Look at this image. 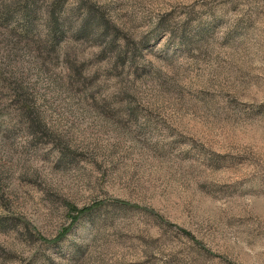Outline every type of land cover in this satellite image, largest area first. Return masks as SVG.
Masks as SVG:
<instances>
[{"label": "rangeland", "instance_id": "374dc122", "mask_svg": "<svg viewBox=\"0 0 264 264\" xmlns=\"http://www.w3.org/2000/svg\"><path fill=\"white\" fill-rule=\"evenodd\" d=\"M0 264H264V0H0Z\"/></svg>", "mask_w": 264, "mask_h": 264}, {"label": "trees", "instance_id": "16d2710c", "mask_svg": "<svg viewBox=\"0 0 264 264\" xmlns=\"http://www.w3.org/2000/svg\"><path fill=\"white\" fill-rule=\"evenodd\" d=\"M30 5L32 7L33 2H31ZM30 11L31 10L29 8V5L27 6L26 4L19 9V13L22 15V19H25V21H27V22H25V26L24 27L22 26V30L25 33L29 32L31 30V26H32L31 25V12ZM6 12H10V6H7L6 8L3 9V13H5V14L2 13L3 14L2 15L3 20H7V18H8V14ZM52 19L53 18H51V20ZM54 21L55 20L51 21V27L54 26V28H55V25H58V24ZM108 32H109V25L104 20L103 15L101 13L91 15L90 11H86L85 15L83 16L82 20L78 24L77 28H75L73 30L72 37H74V38L83 37V38H87V39L88 38H90V39H102L103 37H105V35ZM108 34H110V33H108ZM55 40H56V35L53 34V35L49 36V38L47 40H45V42H43V44L40 43L38 47L40 50H42V48H43L45 51L50 52V49H53V47H54ZM47 41H49L48 44H47ZM72 68L73 67L69 68V72H70L71 76L74 75L72 73L73 72ZM75 72H77V70H75L74 73ZM81 213H84V212H81ZM81 213H79V214H81Z\"/></svg>", "mask_w": 264, "mask_h": 264}]
</instances>
